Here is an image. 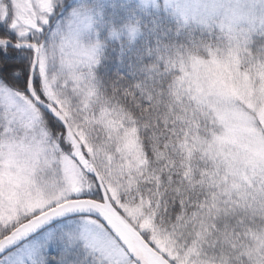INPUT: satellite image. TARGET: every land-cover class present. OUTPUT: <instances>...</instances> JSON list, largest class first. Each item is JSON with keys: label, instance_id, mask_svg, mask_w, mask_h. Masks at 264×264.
Masks as SVG:
<instances>
[{"label": "snow or ice", "instance_id": "obj_1", "mask_svg": "<svg viewBox=\"0 0 264 264\" xmlns=\"http://www.w3.org/2000/svg\"><path fill=\"white\" fill-rule=\"evenodd\" d=\"M0 264H264V0H0Z\"/></svg>", "mask_w": 264, "mask_h": 264}]
</instances>
